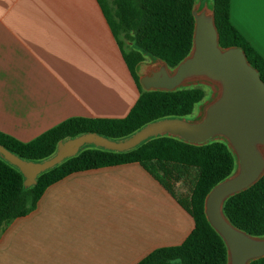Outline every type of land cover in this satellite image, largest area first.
<instances>
[{"label":"crops","instance_id":"1","mask_svg":"<svg viewBox=\"0 0 264 264\" xmlns=\"http://www.w3.org/2000/svg\"><path fill=\"white\" fill-rule=\"evenodd\" d=\"M230 18L264 56V0ZM141 89L99 0H0V131L29 142L72 117L124 118ZM194 217L140 162L74 172L0 235V264H138Z\"/></svg>","mask_w":264,"mask_h":264},{"label":"trees","instance_id":"2","mask_svg":"<svg viewBox=\"0 0 264 264\" xmlns=\"http://www.w3.org/2000/svg\"><path fill=\"white\" fill-rule=\"evenodd\" d=\"M196 1L99 0L141 89L130 113L124 118L72 117L29 142L0 131V143L24 159L41 161L55 154L61 140L82 133L98 132L121 139L153 121L193 114L197 105L207 99L206 86L146 91L140 84L136 66L149 56H156L174 68L190 54ZM213 3L221 45L241 46L264 80V56L232 23L231 0ZM130 162H140L195 219L194 230L182 244L158 248L138 264H228L227 244L205 213L208 193L237 167L236 157L224 140L194 145L164 135L125 152L87 146L78 155L42 173L38 183L30 188L25 187L21 170L0 157V235L15 219L36 209L50 185L74 172ZM180 180L191 181L193 185L191 194L185 198L176 194L172 184ZM224 212L236 227L253 236H264V176L252 187L231 196L225 202ZM250 264H264V257Z\"/></svg>","mask_w":264,"mask_h":264},{"label":"water","instance_id":"3","mask_svg":"<svg viewBox=\"0 0 264 264\" xmlns=\"http://www.w3.org/2000/svg\"><path fill=\"white\" fill-rule=\"evenodd\" d=\"M195 30L190 54L172 68L162 58L149 56L136 66L146 91H176L204 85L211 96L201 103L195 119L169 117L153 121L130 136L113 139L86 132L61 140L54 155L29 161L0 143V157L18 167L30 188L39 176L74 157L87 146L130 151L149 139L169 135L194 145L224 140L233 151L235 172L206 196L205 213L228 248V264H250L264 257V236L236 227L224 212L225 202L264 176V80L241 46L223 47L213 0H197L193 7Z\"/></svg>","mask_w":264,"mask_h":264},{"label":"rangeland","instance_id":"4","mask_svg":"<svg viewBox=\"0 0 264 264\" xmlns=\"http://www.w3.org/2000/svg\"><path fill=\"white\" fill-rule=\"evenodd\" d=\"M125 50L127 51V49L125 48ZM146 60H149L148 58ZM207 87V86H206ZM207 99L211 96L212 91L209 87H207ZM206 99V100H207ZM201 103L197 105V107L195 108V111L193 114L189 115L188 117H186L187 119H195L198 115L199 112V107H200ZM195 172V170H194ZM172 184L174 186V191L176 192V194L178 196H180L181 198H185L187 196H189L191 194V189H192V183L191 181H184V180H180V181H172Z\"/></svg>","mask_w":264,"mask_h":264}]
</instances>
